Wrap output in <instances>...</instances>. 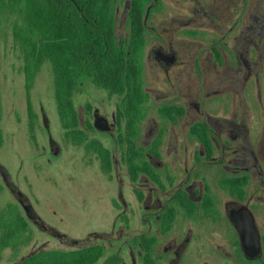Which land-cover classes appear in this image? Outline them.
<instances>
[{
	"label": "flooded vegetation",
	"instance_id": "flooded-vegetation-1",
	"mask_svg": "<svg viewBox=\"0 0 264 264\" xmlns=\"http://www.w3.org/2000/svg\"><path fill=\"white\" fill-rule=\"evenodd\" d=\"M88 1L94 7L84 20L95 32L96 45L119 61L125 57L129 76L139 78L140 93L111 92L88 75L71 96L75 117L65 127L51 61L34 56L32 46L15 38V27L20 37L27 28L28 0H0V119L7 80L9 94L23 92L29 129L37 123L45 131L42 153L56 158L65 152L43 101L38 113L32 103L47 63L63 139L84 148L82 157L67 154L116 186L110 225L70 236L41 218L11 169L0 162V190L14 197L7 203L18 206L31 232L34 226L76 246L37 247L17 261L42 250L97 246L101 254L94 264L103 257L106 264H264V163L256 152L264 136V106L254 123L258 117L247 99L250 79L259 87L264 70V0H242L236 14L225 0ZM5 53L11 65L3 73ZM91 83L105 96L91 94L86 88ZM82 89L86 98L76 104ZM216 93L232 95L230 111H210L206 101ZM30 137L35 146V136Z\"/></svg>",
	"mask_w": 264,
	"mask_h": 264
},
{
	"label": "rangeland",
	"instance_id": "rangeland-1",
	"mask_svg": "<svg viewBox=\"0 0 264 264\" xmlns=\"http://www.w3.org/2000/svg\"><path fill=\"white\" fill-rule=\"evenodd\" d=\"M233 4L226 8L234 10L235 14L242 0H233ZM225 6V4H223ZM44 63L40 76L35 83L36 94L32 91V103L36 113L39 112L38 103L43 105L50 117V127L55 137L59 136L63 141L65 152L56 158L44 155L43 131L36 125L32 130L28 127L26 116L25 99L19 88L14 94L6 90L7 80L2 82V110L0 127L2 130V145L0 146V162L9 167L13 178L18 179L22 190L28 194L36 212L53 229L70 236H79L89 230H103L107 228L113 219V208L111 206L112 196L116 194V186L106 182L105 177L95 175L92 170L85 168L82 164L69 154L82 157L84 148L71 145L63 139L62 129L59 127V118L56 112V104L53 95V81L46 74ZM10 55L5 53L1 64V71L6 73L10 68ZM45 65V66H44ZM46 74V75H45ZM254 78L248 84V102L252 108L255 121L260 119V111L264 106V70L259 75V87ZM95 87V88H94ZM91 94L94 96H105V92L94 85L87 84ZM87 93L82 89L75 96L76 104L83 105ZM211 112L219 110L230 111L232 108V95L230 93H216L210 95L206 101ZM110 107L112 104L109 105ZM18 115V116H17ZM38 121V120H37ZM35 136V147L30 135ZM43 136V137H42ZM256 145V152L264 163V136L260 137ZM51 158L52 162H48ZM19 160H23V169L19 172ZM93 169V162H88ZM24 175L27 178H24ZM1 183V180H0ZM14 197L5 189L0 190V207L7 202H12ZM125 215L121 219H125ZM33 239L27 246H22L19 251L13 252L5 248L0 252V264H11L37 247L45 248H74L75 245H67L57 242L48 235L38 231L32 226ZM48 241V242H45ZM132 240H129L131 243ZM103 257L95 264H106Z\"/></svg>",
	"mask_w": 264,
	"mask_h": 264
},
{
	"label": "trees",
	"instance_id": "trees-1",
	"mask_svg": "<svg viewBox=\"0 0 264 264\" xmlns=\"http://www.w3.org/2000/svg\"><path fill=\"white\" fill-rule=\"evenodd\" d=\"M28 0L27 28L22 37L15 27V38L32 46L34 56L48 58L54 72V83L58 108L65 127L75 117L71 96L79 82L93 74L92 81L111 92L140 93L139 78L130 77V63L125 57L118 60L110 55L108 48L96 45L95 32L84 20L92 13L88 0ZM32 32V35L30 34ZM40 39V42H37ZM95 51H99L95 53ZM101 52V53H100ZM113 57L114 59H112ZM122 72L123 77L113 78L109 73ZM105 74V75H104ZM99 152L102 151L100 148ZM32 240L29 222L16 204L0 207V252L9 247L17 252ZM101 254L100 247L79 249L42 250L26 256L13 264H94Z\"/></svg>",
	"mask_w": 264,
	"mask_h": 264
},
{
	"label": "water",
	"instance_id": "water-1",
	"mask_svg": "<svg viewBox=\"0 0 264 264\" xmlns=\"http://www.w3.org/2000/svg\"><path fill=\"white\" fill-rule=\"evenodd\" d=\"M95 126L98 128V129H100V130H102L103 129V124H102V122L101 121H96L95 122ZM29 209V208H28ZM27 210V209H26ZM237 225V224H236ZM32 253H30L29 255H31ZM28 255V256H29Z\"/></svg>",
	"mask_w": 264,
	"mask_h": 264
}]
</instances>
